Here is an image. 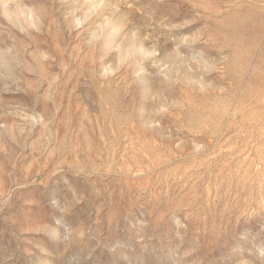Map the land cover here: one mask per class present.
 I'll return each mask as SVG.
<instances>
[{"label": "rangeland", "instance_id": "obj_1", "mask_svg": "<svg viewBox=\"0 0 264 264\" xmlns=\"http://www.w3.org/2000/svg\"><path fill=\"white\" fill-rule=\"evenodd\" d=\"M0 264H264V0H0Z\"/></svg>", "mask_w": 264, "mask_h": 264}]
</instances>
